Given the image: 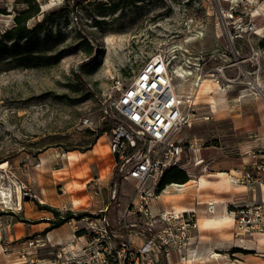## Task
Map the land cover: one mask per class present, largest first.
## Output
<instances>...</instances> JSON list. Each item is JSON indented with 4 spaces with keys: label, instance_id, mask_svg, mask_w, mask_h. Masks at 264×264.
Wrapping results in <instances>:
<instances>
[{
    "label": "rangeland",
    "instance_id": "374dc122",
    "mask_svg": "<svg viewBox=\"0 0 264 264\" xmlns=\"http://www.w3.org/2000/svg\"><path fill=\"white\" fill-rule=\"evenodd\" d=\"M231 2L70 0L66 9L59 10L64 0H38L40 14L26 25L31 28L42 20L43 13L50 14L27 45L18 40L14 48L2 34L13 25L15 12L26 6L16 0H0V8L8 12L0 14V164L7 163L0 170V264H14L23 254L49 250L48 246L36 250L28 243L45 235L43 230L34 231L35 224L46 219L48 226L56 223L52 213L41 209L48 203H55L58 207L52 208L63 218L67 212L71 214L60 234L74 229L90 234L81 219L98 217L112 189L114 163L108 140L114 121L119 122L113 103L120 89L156 55L168 60L173 84L184 98L193 96L189 93L199 77L213 89L194 100L192 125L186 130L191 139L225 151L239 139L256 140L259 145L252 149L264 151V133L259 132L264 128V47L260 45L264 31L258 35L247 31L248 24L264 25V11L252 16L256 8L264 10V4L261 0ZM232 4L238 7L229 18ZM175 71L181 76L175 77ZM227 79H235L236 84ZM215 82L231 102L227 110L219 108L205 120L207 98L224 99V91ZM255 82L260 86L257 95L251 88ZM84 119L88 121L83 123ZM225 151L226 158L215 149H197L187 162L183 156L180 169L195 177L199 170L193 159H201L209 172L226 171L235 161ZM68 154L74 158L61 159ZM40 157L48 159L46 168L39 166ZM205 181L201 199L202 193L218 189L212 179ZM117 186L121 206H109L107 216L112 223L130 201L135 182L119 179ZM78 190L84 194L79 196ZM1 191L6 192L7 204L2 202ZM78 198L85 204L72 207L71 201ZM19 202L21 208L17 209ZM189 202L190 196L180 201ZM165 205L163 199H153L151 209L155 212ZM204 234L207 232H200ZM259 236L257 249L264 253L263 237ZM236 241L240 246L242 240ZM203 243L208 242L201 238L200 247ZM213 246L225 248L222 242L205 247ZM220 252L217 260L194 259L193 264H238L231 252ZM250 258L247 264H264V258L254 254ZM202 260L205 263L199 262Z\"/></svg>",
    "mask_w": 264,
    "mask_h": 264
},
{
    "label": "built area",
    "instance_id": "2783aa9c",
    "mask_svg": "<svg viewBox=\"0 0 264 264\" xmlns=\"http://www.w3.org/2000/svg\"><path fill=\"white\" fill-rule=\"evenodd\" d=\"M261 1L264 4V0ZM237 7V4H232L229 18H233ZM256 28L253 24L247 25L248 32L255 34ZM227 81L232 85L236 84L235 79ZM191 97L184 98L178 93L165 57L156 55L148 60L131 81L120 89V95L112 106L119 116V123L111 129L108 148L114 167L118 169L120 181L135 182L130 201L122 211L117 212L118 218L112 223L107 216L109 206H121L118 201L119 188L112 186L108 203L99 211L98 217L81 219L86 222L85 229L91 231L88 236L75 235L66 244L51 243L46 234V240H43L44 236L36 237L28 241L29 246L36 250L48 246L49 250L43 254H23L19 256L17 263L170 264L172 252H178L181 261L190 249L194 253V259L203 257L207 261L210 258L217 260L218 257L213 256L212 252L221 254L222 249L212 247L209 249L212 252L208 249L203 252L198 247L202 238L201 223L214 217L219 205L225 208L232 219L233 241L242 240L237 248L225 249L226 253L237 249L239 252L256 254V251L245 246L244 240L259 234L262 235L264 244V159H255L256 154H264V151L260 153V150L254 152L253 149L242 150L238 147L226 151L236 158L248 156L254 159L242 170L229 169L224 172L231 184L243 186L252 195L258 191L257 200L234 201L226 205L213 200L200 201L195 195L191 198L193 206L187 211L178 212L172 209L167 213L162 208L155 212L151 209L153 199L160 195L169 192L182 194L186 190V183H172L158 193V186L165 172L172 168L180 169L184 155L187 162L190 153L208 146L205 145L208 142L191 139L186 134V130L191 128L194 114L195 102L193 96ZM208 113L205 120L211 118L215 112L209 107ZM87 121L88 119H84L83 123ZM216 148L223 157H227L224 151H220L217 146ZM212 160L215 161V158L212 157ZM193 165L198 167L199 174L195 177L189 176L188 181L199 190L194 182L200 174L209 171V168L201 159H193ZM135 219L138 222H134ZM73 233L76 234L75 229Z\"/></svg>",
    "mask_w": 264,
    "mask_h": 264
},
{
    "label": "crops",
    "instance_id": "0c3cea01",
    "mask_svg": "<svg viewBox=\"0 0 264 264\" xmlns=\"http://www.w3.org/2000/svg\"><path fill=\"white\" fill-rule=\"evenodd\" d=\"M223 95H224V99H222V101L216 102L213 99L215 109L212 108L211 103H208L210 105L211 109L213 110V112H217V110L219 108L227 110V108L229 106L228 103L231 102V100L228 99L225 91H224ZM235 99H237V98H235ZM239 127L243 128V127H247V126L240 125ZM249 127H252V126H249ZM259 132L264 133V128L262 130H260ZM261 144H264V140L261 142ZM258 145H259L258 141H256V140L255 141H252V140L248 141V140L239 139L238 141H236L234 144L231 145V148L238 147L239 149L243 150V149L256 148V147H258ZM261 147H263V146H261ZM207 148L215 149L212 146H208L204 149H207ZM90 151H93V149ZM220 151H225V150L220 149ZM254 152H257V150H254ZM82 155L85 156L86 153L83 152ZM260 157H262V156L256 155L255 159L258 160V158H260ZM253 160L254 159H252L251 157H248V156H241L238 158L234 157L235 162L233 163V165H231L230 168H227L226 170H229V169L232 171L233 170H242V169L248 167L253 162ZM215 172H218V171H215ZM209 179H212V181L215 183L214 185L218 188L217 190H212V192H208V193H202L203 198L201 199L200 198L201 194H199V192L201 190H196L194 185L191 183V181H188V182H186V190L182 194L169 193L166 195H160L158 198L163 199V201L168 203V205H165L161 208L165 209L166 211H171L172 209H179V208L186 207V206L192 207L193 203L191 202V200H192L191 198L195 195L197 196L198 200H200V201L213 200V201L223 202V204H226V205L229 204L230 202H234V201L249 202V201H252L253 199L257 200L259 197L258 191H256V194L252 195L249 191H247L246 188L242 189L239 186H234V187L229 188L228 184L220 178H209ZM204 191H206V190H204ZM76 192H78L79 196L84 194L83 190H78ZM187 196H190V202L187 204L180 203V201L186 199ZM81 199L82 198H78V200H81ZM47 205L50 207H58L57 205H55V203H48ZM224 214H226L225 208H223L222 205H219L218 211L216 212L215 216L220 217ZM46 221L35 224L34 226H36V228L34 229V231L46 230L49 227L48 225H50V223L47 219H46ZM63 226L64 225H62L58 228L49 230V231H44V233L46 234L45 236L48 238V240L51 243L59 242L61 244H66V243L71 242L70 239L63 241L65 234L69 233V232L61 233V234L59 233V230L62 229ZM201 231L207 232V234H204V236H202V238L206 239V242H208L209 244L222 242V245L225 248L220 250V251H222L223 254L225 252L224 255H228L226 253L225 249H227L229 246L235 247V248H237V246H238V245H236L237 241L236 240L233 241V238H232L231 223H227L226 225H224L222 227H217V226L203 227L201 225ZM72 235L74 236L73 232H72ZM45 236L43 237V240H46ZM260 238L261 237L259 236V234H255L250 239L244 240V244H245V246H247L249 248V250H251V251L257 250L256 253H258V252L261 253L259 256L257 254H255L254 252L253 253L239 252V251H237V249H234V250L230 251L232 253L231 255L236 256V259L234 261L238 262V264H247L248 260H252V258H250V256H252L253 254L257 257L264 258V253L257 249V248H260V245H259V243H261ZM71 239H73V238H71ZM208 243H203L204 245L202 247H200V245H199V247H198L199 250H202L203 252L206 251L207 248L205 246ZM191 250L192 249H190L186 253V256L188 255L189 252H192ZM34 252H36V251H34ZM173 253H174V256H172ZM179 255L180 254L178 252H172L170 264H172L173 262H175V264H178L180 262ZM221 255H222V253H221ZM194 257H195L194 254H192L191 258L193 260H194ZM199 259H205V258L200 257ZM262 261L264 262V260H262ZM199 262H201V261H199ZM191 263L193 264V262H191Z\"/></svg>",
    "mask_w": 264,
    "mask_h": 264
},
{
    "label": "trees",
    "instance_id": "16d2710c",
    "mask_svg": "<svg viewBox=\"0 0 264 264\" xmlns=\"http://www.w3.org/2000/svg\"><path fill=\"white\" fill-rule=\"evenodd\" d=\"M70 0H64V4L59 10L66 9L69 5ZM17 3H23L25 4V8L18 10L15 12V15L13 17V25L5 30V32L2 34V37L11 42L12 47L17 46L18 40H23L24 44L27 45L29 43L30 36L34 33H36L40 27L43 25V20L46 19L47 15L50 13L42 14V20L39 22H36L31 28H29L26 23L29 19L34 18L35 16H38L39 8H38V0H16ZM14 10V5L12 7V11ZM0 14L1 15H7L8 12L4 8H0ZM260 45L264 47V42L261 40ZM88 52H90V48H88ZM118 121H114V124H118ZM190 177L185 174L181 169L179 168H172L165 172L163 178L161 179V182L158 186V193L167 185H170L172 183H179L184 184L188 182ZM119 182V172L117 167H114L113 175H112V186H117ZM37 205H39L36 202ZM41 209L46 210L50 213H52L56 218L57 221L52 226H49L44 231H49L55 228H58L64 224L67 218L70 217V213L67 212L64 218L59 214L58 210L50 207V206H43ZM87 215V214H85ZM72 217V216H71ZM83 231L76 232L77 236L83 235ZM165 264V263H164Z\"/></svg>",
    "mask_w": 264,
    "mask_h": 264
},
{
    "label": "bare ground",
    "instance_id": "6f19581e",
    "mask_svg": "<svg viewBox=\"0 0 264 264\" xmlns=\"http://www.w3.org/2000/svg\"><path fill=\"white\" fill-rule=\"evenodd\" d=\"M228 1H230V0H224L223 2L224 3H229ZM42 7H44V5H42ZM263 11H264L263 8H259L258 7L252 13V16L254 17V16H257V15H260V12H263ZM256 29H257V31H256L255 34L256 35L261 34L264 31V25L260 26V27H257ZM175 74H176V71L174 72V75ZM180 76H181L180 74H176L175 77H180ZM200 78L201 77L198 78V82L196 83L195 88L194 87L191 88L192 93H189V94L193 95V99L194 100H198L202 95H208L213 90V89H211L210 84H208L204 79H200ZM213 85L216 88H218V90H221L222 92L224 91L220 87V85L218 83L215 82V83H213ZM251 88L255 90L256 95L258 93H260V86H259L258 82H255ZM206 103H211L212 108L215 109L214 101H213V99L211 97L207 98ZM209 107H210V105H209ZM211 146L217 150L216 146H213V145H211ZM206 147H208V146H205L204 148H206ZM73 158H74L73 154H68L66 156H62L61 157V159H63V160L64 159L72 160ZM47 161H48V159L46 157H40L39 166H41L42 168H46ZM6 164L7 163H5V162L1 163L0 164V170H3L6 167ZM209 178H220V179H222L224 182H226L228 184L229 188L234 187V186H239L242 189L244 188L243 186H240V185L231 184L230 180H229V177L227 176L226 172H224V171H218V172L206 171L204 174H200V176L198 177L197 180H195L194 183H195V185L197 184L199 190H201L202 185L206 182L205 180L209 179ZM1 195H3V199H5L2 202L3 203L8 202V200H6L8 197L5 196L6 192L1 191ZM84 204H85V200L73 199L71 201V206L72 207H78V206H82ZM17 205L19 206V208H17V209H20L21 208V202H19ZM190 208H191V206H186V207H182V208H179V209H173V210L180 212L182 210H186V211L190 210ZM166 212L169 213L171 211H166ZM231 222H232V219H231L230 215L228 213H226V214H224V215H222L220 217L214 216V217H210L209 219H205L203 221V223H201V225L203 227H207V226L222 227V226L226 225L227 223H231ZM71 238L74 239L75 238V234L73 236L72 233H67V234H65V236L63 238V241L69 240V239L73 240ZM192 254H194V253L193 252H189L188 255L179 262V264H191V262H193V259L191 258ZM213 256L220 257L221 255H219V253L214 252ZM15 264H19V263H15Z\"/></svg>",
    "mask_w": 264,
    "mask_h": 264
},
{
    "label": "water",
    "instance_id": "95a60500",
    "mask_svg": "<svg viewBox=\"0 0 264 264\" xmlns=\"http://www.w3.org/2000/svg\"><path fill=\"white\" fill-rule=\"evenodd\" d=\"M27 199V198H26Z\"/></svg>",
    "mask_w": 264,
    "mask_h": 264
}]
</instances>
